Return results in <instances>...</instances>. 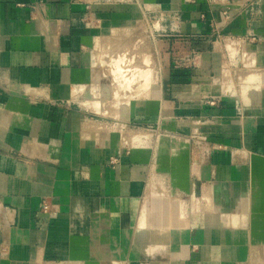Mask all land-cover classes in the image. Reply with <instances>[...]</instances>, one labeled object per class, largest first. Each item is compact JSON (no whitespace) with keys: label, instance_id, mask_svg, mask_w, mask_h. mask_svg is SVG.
Segmentation results:
<instances>
[{"label":"crops","instance_id":"0c3cea01","mask_svg":"<svg viewBox=\"0 0 264 264\" xmlns=\"http://www.w3.org/2000/svg\"><path fill=\"white\" fill-rule=\"evenodd\" d=\"M147 5L175 29L158 43L161 87L113 122L75 102L89 80L82 57ZM262 74L264 0H0V264H264ZM179 117L208 153L173 122L182 140L127 148L116 131L159 133ZM153 178L188 214L160 206L165 190L148 195ZM164 211L185 222L167 225Z\"/></svg>","mask_w":264,"mask_h":264},{"label":"rangeland","instance_id":"374dc122","mask_svg":"<svg viewBox=\"0 0 264 264\" xmlns=\"http://www.w3.org/2000/svg\"><path fill=\"white\" fill-rule=\"evenodd\" d=\"M162 38L156 34L153 35L151 27L143 22H134L124 27L104 31L83 54L82 59L89 60L85 62V67H89L90 71L89 80L78 89L75 102L87 111L102 115L113 122L120 118L124 119L123 114L129 111V107L133 108L135 102L150 97L161 87V56L158 53V43ZM257 78V76H250L248 80L246 79L248 83L242 90L245 101L251 102L252 99L257 101L259 90L251 87L252 82H255ZM259 78L261 82H264V74ZM171 122L185 127V134L196 132L195 124L188 119L182 121L179 117L171 121L163 120L160 125L162 128L159 127L160 132L154 136L155 141L159 136V144L164 140L162 135L168 136V139L172 141L182 140L183 137L178 133L167 130ZM117 128L116 131H121L123 146L127 148L141 146L138 139L151 135V132L132 131L120 126ZM163 183L153 178L148 195L165 190L161 198L164 201H161L160 206L165 203L175 208L177 206V209L181 207L188 214L186 200L175 195L174 190ZM159 214L158 212V217L161 215ZM145 219L144 216L143 220L146 221ZM143 220L141 219V223L144 222ZM160 247L163 246L160 245Z\"/></svg>","mask_w":264,"mask_h":264},{"label":"built area","instance_id":"2783aa9c","mask_svg":"<svg viewBox=\"0 0 264 264\" xmlns=\"http://www.w3.org/2000/svg\"><path fill=\"white\" fill-rule=\"evenodd\" d=\"M118 1L122 2V3L135 4V5H138L139 7L144 6V0H118ZM211 1H212V3L217 2V0H211ZM220 1H222V3H224L226 0H220ZM164 11L165 10L161 6H155L154 7V6L147 5V7H145L144 18L141 20V22L146 23L151 27V33L153 35L156 34V36H159V37H164L169 32H172V33L175 32L174 28L168 30V28L165 26L167 19L163 16ZM176 19H174V23H175V21H177ZM211 104L213 105L214 103H211ZM156 130L157 129H155V128H150V129H148L147 132H151V136H155L156 135L155 132H158ZM162 137L164 139H168V136H166V135H162ZM142 139H147V138L142 137L141 140ZM158 139H159V136H157L156 141H158ZM190 139L197 145V147L201 150L202 154H206L209 152L208 149H206V142H205L204 137L200 136L198 131H196L194 134H192ZM50 210H51V203H49L48 201H44L42 204V211L45 213H48V212H50Z\"/></svg>","mask_w":264,"mask_h":264},{"label":"bare ground","instance_id":"6f19581e","mask_svg":"<svg viewBox=\"0 0 264 264\" xmlns=\"http://www.w3.org/2000/svg\"><path fill=\"white\" fill-rule=\"evenodd\" d=\"M101 111V110H100ZM173 203V202H172ZM169 205V204H168ZM174 205V204H173ZM165 206V205H164ZM171 206V205H170ZM174 208L173 209H176L177 208V206H176V208H175V206H173ZM167 208V207H166ZM165 207H164V210L166 209ZM170 208V207H169ZM168 208V209H169ZM181 208V207H180ZM163 209V208H162ZM161 209V210H162ZM183 209V208H182ZM178 211H179V209H177ZM184 210V209H183ZM163 211V210H162ZM166 211H169V210H166ZM166 211H164V213H165V215H164V217H163V220L166 222V224L168 225V222L169 221H171L172 223H174L175 222V224H179L181 221H184L183 220V217L184 216H180V215H176V216H174V218H170L168 215H170V213L168 214ZM172 211V209L170 210V212ZM182 211V210H181ZM180 211V212H181ZM161 212V211H160ZM163 213V214H164ZM179 213V212H178ZM178 213H176V214H178ZM172 215H170V216H173L174 214H173V212L171 213ZM183 215L184 214H186V213H182ZM181 214V215H182ZM160 215V214H159ZM146 216V215H145ZM185 217H186V215H185ZM186 219H187V217H186ZM146 220V219H145ZM157 220H160V218L159 219H157ZM144 221V220H143ZM148 221V220H147ZM163 221V222H164ZM168 221V222H167ZM159 222V221H158ZM162 222V223H163ZM185 222V221H184ZM187 222V221H186ZM147 223V222H146ZM150 223V222H149ZM151 224V223H150ZM170 224V223H169ZM152 225V224H151ZM165 225V224H164ZM150 226V225H149ZM166 226V225H165ZM172 225L170 224V226H168V227H171ZM173 226L175 227V225L173 224ZM183 226V225H182ZM186 226H187V224H186ZM174 227H171V228H174ZM142 228V227H141ZM145 229H143V230H139L140 232H139V242L141 243V242H146L148 239L147 238H149V236H150V231L148 230V229H146V227H144ZM161 228V227H160ZM164 228V227H163ZM183 228H184V226H183ZM170 229H168V231H169ZM174 230V229H173ZM178 230V229H177ZM177 232V231H176ZM165 233V232H164ZM163 233V234H164ZM182 233V232H181ZM161 234V233H160ZM173 234H175L174 232H173ZM162 235V234H161ZM173 236V235H172ZM138 237V236H137ZM136 237V238H137ZM168 237V236H167ZM151 239V238H150ZM165 240V239H164ZM154 241H155V239H154ZM153 241V242H154ZM138 242V241H137ZM136 242V243H137ZM156 242H157V240H156ZM151 243V242H150ZM160 243V242H159ZM139 244V243H138ZM147 244V243H146ZM153 243H151V245H152ZM162 244V243H161ZM143 245H145V244H143ZM157 245V244H156ZM150 245L148 244V246L146 247V245L144 246V249L147 251H149V250H151V248L149 247ZM155 246V245H154ZM154 246H152V247H154ZM139 247V246H138ZM160 247V246H159ZM141 248H142V246H141ZM140 248V249H141ZM156 249V248H155ZM154 249V250H155ZM143 250V249H142ZM153 250V251H154ZM152 251V250H151ZM150 252V251H149ZM146 253V252H145Z\"/></svg>","mask_w":264,"mask_h":264}]
</instances>
